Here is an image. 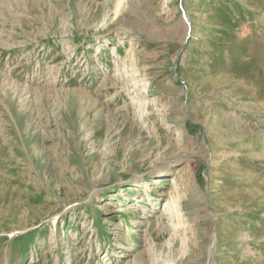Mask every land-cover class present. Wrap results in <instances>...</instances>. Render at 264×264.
<instances>
[{
    "label": "rangeland",
    "instance_id": "obj_1",
    "mask_svg": "<svg viewBox=\"0 0 264 264\" xmlns=\"http://www.w3.org/2000/svg\"><path fill=\"white\" fill-rule=\"evenodd\" d=\"M118 1L0 0V264H264V0Z\"/></svg>",
    "mask_w": 264,
    "mask_h": 264
},
{
    "label": "bare ground",
    "instance_id": "obj_2",
    "mask_svg": "<svg viewBox=\"0 0 264 264\" xmlns=\"http://www.w3.org/2000/svg\"><path fill=\"white\" fill-rule=\"evenodd\" d=\"M125 0H119L118 1V6H117V10H119V8H121V5L122 3L124 2ZM126 4V3H125ZM124 8V7H123ZM118 12V11H117ZM186 19V18H185ZM185 21V20H184ZM120 212L124 213L125 212V209L123 208H120Z\"/></svg>",
    "mask_w": 264,
    "mask_h": 264
}]
</instances>
